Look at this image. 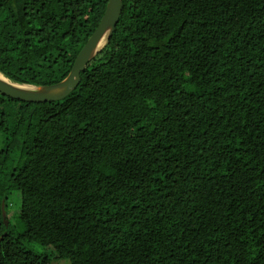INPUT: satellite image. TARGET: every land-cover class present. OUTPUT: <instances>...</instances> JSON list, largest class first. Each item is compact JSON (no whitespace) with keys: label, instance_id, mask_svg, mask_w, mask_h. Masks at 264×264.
Wrapping results in <instances>:
<instances>
[{"label":"trees","instance_id":"1","mask_svg":"<svg viewBox=\"0 0 264 264\" xmlns=\"http://www.w3.org/2000/svg\"><path fill=\"white\" fill-rule=\"evenodd\" d=\"M122 1L69 96L0 92V264H264V0ZM107 4L0 0V72L62 81Z\"/></svg>","mask_w":264,"mask_h":264},{"label":"water","instance_id":"2","mask_svg":"<svg viewBox=\"0 0 264 264\" xmlns=\"http://www.w3.org/2000/svg\"><path fill=\"white\" fill-rule=\"evenodd\" d=\"M123 12L122 0H108L105 13L87 43L78 53L70 73L60 82L50 85H32L17 82L0 72V92L22 101L43 103L59 101L69 96L81 81V72L109 44ZM5 226L8 227L5 202L2 204ZM7 233H4L6 235ZM2 238L0 237V240Z\"/></svg>","mask_w":264,"mask_h":264},{"label":"rangeland","instance_id":"3","mask_svg":"<svg viewBox=\"0 0 264 264\" xmlns=\"http://www.w3.org/2000/svg\"><path fill=\"white\" fill-rule=\"evenodd\" d=\"M32 85H38L36 83H30ZM19 192L14 193L12 196V201L10 202V207H9V219L12 221L13 224L17 223V215H18V207L20 205V197H19ZM30 247H33L36 251L39 252H45V248L42 247L40 244L38 243H31L29 245ZM54 264H71V262L69 260H59L54 262Z\"/></svg>","mask_w":264,"mask_h":264},{"label":"bare ground","instance_id":"4","mask_svg":"<svg viewBox=\"0 0 264 264\" xmlns=\"http://www.w3.org/2000/svg\"><path fill=\"white\" fill-rule=\"evenodd\" d=\"M0 77H2L3 78V76L0 74Z\"/></svg>","mask_w":264,"mask_h":264}]
</instances>
